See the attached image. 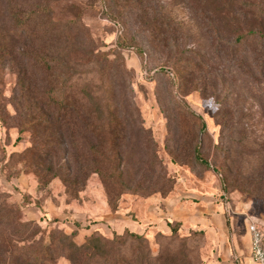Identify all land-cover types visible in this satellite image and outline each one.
Masks as SVG:
<instances>
[{"label": "rangeland", "instance_id": "374dc122", "mask_svg": "<svg viewBox=\"0 0 264 264\" xmlns=\"http://www.w3.org/2000/svg\"><path fill=\"white\" fill-rule=\"evenodd\" d=\"M228 1L0 0V264L254 263L264 0Z\"/></svg>", "mask_w": 264, "mask_h": 264}, {"label": "trees", "instance_id": "16d2710c", "mask_svg": "<svg viewBox=\"0 0 264 264\" xmlns=\"http://www.w3.org/2000/svg\"><path fill=\"white\" fill-rule=\"evenodd\" d=\"M231 1L233 0L228 1V3ZM244 6H248V3H245ZM249 7L251 6L249 5ZM62 242H65L67 245L68 258L72 264H90V262L97 257L107 259L108 264H116L114 261L112 262L113 257L108 251V242L103 238H91L88 243L83 246H78L70 236H65ZM88 253H90L89 258L83 259L82 256ZM50 263L55 264L53 260Z\"/></svg>", "mask_w": 264, "mask_h": 264}, {"label": "built area", "instance_id": "2783aa9c", "mask_svg": "<svg viewBox=\"0 0 264 264\" xmlns=\"http://www.w3.org/2000/svg\"><path fill=\"white\" fill-rule=\"evenodd\" d=\"M248 231L251 236V258L255 264H264V219L252 218Z\"/></svg>", "mask_w": 264, "mask_h": 264}, {"label": "crops", "instance_id": "0c3cea01", "mask_svg": "<svg viewBox=\"0 0 264 264\" xmlns=\"http://www.w3.org/2000/svg\"><path fill=\"white\" fill-rule=\"evenodd\" d=\"M247 264H254V263H252V262H249V263H247Z\"/></svg>", "mask_w": 264, "mask_h": 264}]
</instances>
